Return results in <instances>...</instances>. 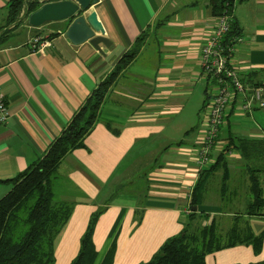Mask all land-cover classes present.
I'll return each instance as SVG.
<instances>
[{
  "label": "crops",
  "instance_id": "obj_1",
  "mask_svg": "<svg viewBox=\"0 0 264 264\" xmlns=\"http://www.w3.org/2000/svg\"><path fill=\"white\" fill-rule=\"evenodd\" d=\"M8 5L9 0H0V37ZM89 13L99 24L100 36L110 41L108 47L100 44L96 50L88 41L72 44L65 35L70 20L40 27L25 22L1 37L0 92L10 116L0 125V198L11 187L8 180L45 153L135 38L148 26L164 22L153 29L136 61L109 93L83 146L68 154L57 170L58 183L69 191L60 190L56 198L69 203L71 212L54 240L53 264H71L90 217L98 211L92 231L93 264H101L109 252L111 264H142L182 230L201 170L196 158L205 107L191 128L178 118L200 83H205L208 102L211 89L201 73L199 53L216 17L208 0H99L84 14ZM233 19L242 39L233 63L249 83L258 81L264 70V0H236ZM36 36L48 39L50 46L32 50ZM225 121L214 160L228 135L264 137V108L247 115L230 109ZM227 160L228 188L221 189L222 172L216 171L214 185L196 208L223 220L232 216V205L247 202L248 178L240 156L228 152ZM244 218L254 235L264 231L263 227L257 234L253 229L257 222L264 226V219ZM261 261L264 242L259 253L242 244L205 257V264Z\"/></svg>",
  "mask_w": 264,
  "mask_h": 264
},
{
  "label": "trees",
  "instance_id": "obj_2",
  "mask_svg": "<svg viewBox=\"0 0 264 264\" xmlns=\"http://www.w3.org/2000/svg\"><path fill=\"white\" fill-rule=\"evenodd\" d=\"M208 3L213 16L230 17V30L224 42L239 36L233 22L236 0H208ZM23 5L24 0H9L8 17L1 37L25 23L27 15L40 7L36 1ZM163 24L156 22L152 29L148 26L135 38L131 47L119 57L113 69L98 83L45 153L25 171L8 180L11 187L0 198V264L54 263V240L71 212V205L58 200L54 193L59 179L58 167L68 154L83 146L84 139L99 121L109 93L136 61L153 29ZM260 74L264 76V70ZM204 95L203 108L207 102V90ZM228 152H236L240 156L241 167L248 178V201L243 205H232V216L223 220L193 210V207L203 205L209 186L214 185L213 175L216 171L222 172L219 180L221 189L228 188ZM188 208L189 213L180 233L167 239L158 253L142 264H205L206 255L242 244L250 245L255 253H259L264 242V231L254 235L244 217L264 219V137L248 139L228 135L223 152L208 167L200 170L190 193ZM99 213L90 217L71 264L94 263L96 250L92 242V231ZM111 259L109 252L101 264H111ZM251 264H264V261Z\"/></svg>",
  "mask_w": 264,
  "mask_h": 264
},
{
  "label": "built area",
  "instance_id": "obj_3",
  "mask_svg": "<svg viewBox=\"0 0 264 264\" xmlns=\"http://www.w3.org/2000/svg\"><path fill=\"white\" fill-rule=\"evenodd\" d=\"M29 1H36L41 6L46 2L59 0H24L23 6ZM229 30L230 17H216V23L199 53L200 70L211 89L205 106L204 130L197 148L196 162L201 169L214 161L213 150H217L219 132L230 109L247 115L255 108H264V76L249 83L240 67L234 65L233 58L242 39L235 36L224 42ZM49 46L48 39L36 36L31 40V48L34 51L44 50ZM9 116L4 96L0 92V125L5 124ZM184 213H189L188 207Z\"/></svg>",
  "mask_w": 264,
  "mask_h": 264
},
{
  "label": "water",
  "instance_id": "obj_4",
  "mask_svg": "<svg viewBox=\"0 0 264 264\" xmlns=\"http://www.w3.org/2000/svg\"><path fill=\"white\" fill-rule=\"evenodd\" d=\"M99 0H59L42 4L26 17L31 27H40L45 23L70 20L65 35L75 45L88 41L96 50L100 44L108 47L110 41L100 36L101 29L93 13L84 14ZM103 55V54H102ZM196 208L193 207V210Z\"/></svg>",
  "mask_w": 264,
  "mask_h": 264
},
{
  "label": "rangeland",
  "instance_id": "obj_5",
  "mask_svg": "<svg viewBox=\"0 0 264 264\" xmlns=\"http://www.w3.org/2000/svg\"><path fill=\"white\" fill-rule=\"evenodd\" d=\"M204 89H205V83H200L199 85L196 86V88L193 91L191 101L188 103L187 107L184 109L183 113L178 118L179 123L188 125L187 129L194 126L196 124L197 116L203 113V105L205 104V95L203 92ZM178 134L179 136L181 135L180 133H176V135ZM60 190L67 192L69 191V188L68 186H65L64 184H58V186L54 189L55 196H57L56 194H58L57 192H59ZM247 201H248V198H247ZM261 225L262 224L259 222H257V224L256 223L253 224V229L255 230L254 233H257V234L259 233L258 230L259 229L261 230L264 227ZM261 251H262V248H261Z\"/></svg>",
  "mask_w": 264,
  "mask_h": 264
}]
</instances>
